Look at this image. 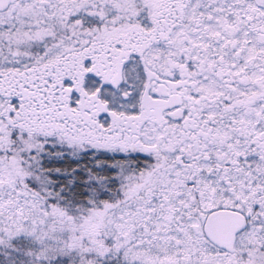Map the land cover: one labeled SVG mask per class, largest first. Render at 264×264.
Segmentation results:
<instances>
[{"label":"snow or ice","instance_id":"snow-or-ice-1","mask_svg":"<svg viewBox=\"0 0 264 264\" xmlns=\"http://www.w3.org/2000/svg\"><path fill=\"white\" fill-rule=\"evenodd\" d=\"M0 264H264V0H0Z\"/></svg>","mask_w":264,"mask_h":264}]
</instances>
